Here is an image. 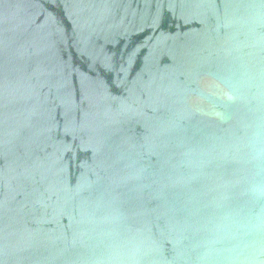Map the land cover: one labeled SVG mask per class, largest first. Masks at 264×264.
<instances>
[{
	"label": "water",
	"instance_id": "1",
	"mask_svg": "<svg viewBox=\"0 0 264 264\" xmlns=\"http://www.w3.org/2000/svg\"><path fill=\"white\" fill-rule=\"evenodd\" d=\"M0 264H264V0H0Z\"/></svg>",
	"mask_w": 264,
	"mask_h": 264
}]
</instances>
